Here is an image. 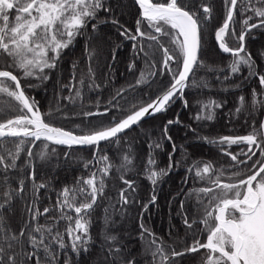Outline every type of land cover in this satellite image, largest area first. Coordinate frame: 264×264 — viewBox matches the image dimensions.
I'll return each instance as SVG.
<instances>
[{
	"label": "snow or ice",
	"instance_id": "obj_1",
	"mask_svg": "<svg viewBox=\"0 0 264 264\" xmlns=\"http://www.w3.org/2000/svg\"><path fill=\"white\" fill-rule=\"evenodd\" d=\"M135 4L139 16L135 20L134 32L115 16L111 17L110 22L116 26L121 37L133 42L136 58L143 54L145 68L140 70L134 84L117 89L108 103L111 107L120 108L119 101L129 91L143 85L151 87L158 72L167 73L171 77L170 83L149 102L132 104L122 118L117 120L113 117L107 125L101 122L90 124L85 129L77 125L80 134H76L49 122L47 118L55 117L60 111L59 107L55 112L50 110L42 113L36 101L26 94L22 77L35 78L41 83L47 81L48 72L58 67L64 50L81 36L85 38L87 58L89 61L96 59V48L92 46L89 27L95 33L100 24L108 23L109 20L102 19L99 13H111V6L107 0H0V61L6 65L0 68V210L7 207L11 211L16 197L25 198L26 180L32 181V199L25 209L29 218L23 220L18 231L11 228L7 217L0 211V264H57L60 251L67 247L65 237L71 242L74 253L88 251L92 239L91 215L101 198L111 199L106 193V178L113 168L121 173L119 179L126 186L118 191L116 203L120 209L115 211L120 212L130 203H138L130 195L136 191L134 181L125 179L133 162L132 157L125 153L121 163L114 165L106 153L100 154L101 142L119 143L120 134L138 125L143 118L167 111L168 106L178 98L183 100L187 87L208 86L198 84L192 78L197 68L207 67L201 59V53L205 27L212 17L211 4L205 0H200L199 4L195 0H135ZM224 6L223 23L215 30V41L220 51L230 54L232 58L228 66L231 74L240 72L244 66L248 69L249 77L258 78L260 91L252 90L251 115L264 108V73L255 71V61L245 41L253 29H264V0H224ZM238 9L244 16L239 34L231 28ZM254 19L256 22L250 23ZM145 24L148 31L145 30ZM228 36H232L239 46L231 47L227 42ZM163 38H167L173 46L171 49L165 46ZM118 47L112 50L113 60ZM160 51L163 59L158 67L153 58ZM260 56L264 58V51ZM72 69V80L63 86L71 95L63 99L75 103L82 97L83 86L96 90L101 85L95 83L91 66L78 81L75 76L77 62H73ZM128 70H135L134 62L128 65ZM17 73L22 74V77ZM77 83L81 88L76 86ZM34 86L29 84L27 87ZM99 104L97 100V108ZM184 106H188L187 100H184ZM220 107L222 105L214 100L202 103L196 119L211 121L215 109ZM244 111H248V102L241 96L235 114ZM109 112L110 108L105 107L103 112L83 111L82 115L88 118ZM179 122V119L168 120L164 125L163 136L169 141V125ZM202 139L220 146L221 152L232 161L227 167H215L211 161H196L187 169L189 175L183 181L185 185L189 180L194 184H206L181 193L185 199L195 197L197 212L202 213L191 223L185 215L184 224L189 229L196 223L202 224L204 227L200 231L207 233L206 242L197 237L190 245L176 251L171 245L166 246L161 238L141 223L140 237L147 241L146 254L151 256V264H175L176 257L197 254L203 249L202 264H264V120L260 121L259 128L253 127L247 135ZM37 142H40L39 151L34 150ZM50 145L67 146L68 149L74 146L93 148V159L85 161L84 167L88 169L93 163L102 166L90 171L87 177H78L74 184L63 186L57 193L55 204L41 211L37 206L39 194L49 185L36 183L32 160L33 157L47 160L56 154L57 149ZM233 145H247V149L241 148L239 152L232 153L229 149ZM151 147L160 148L161 144L154 142ZM172 151H176L174 144ZM23 153H26L23 164H18ZM64 155L70 157L71 152H65ZM169 161L167 169L148 170V179L152 184L168 175L171 168L180 165V161H173L172 153L169 154ZM148 162L155 165L151 155ZM13 171L18 172L20 177L16 188L11 186L10 173ZM25 172L27 175H24ZM193 172L194 177L191 175ZM155 201L156 196L153 195L149 203ZM147 208L148 204H144L143 209ZM183 208L184 200L181 201ZM53 210L57 212L56 216L49 215ZM104 211L103 264H136V258L119 241L118 235L110 231L116 223L112 214L108 208ZM70 212L75 215H70ZM41 217H46L50 222L39 223ZM60 221L66 222L63 232L57 227ZM166 247L172 248L171 252ZM64 264H70V261L65 259Z\"/></svg>",
	"mask_w": 264,
	"mask_h": 264
},
{
	"label": "trees",
	"instance_id": "obj_2",
	"mask_svg": "<svg viewBox=\"0 0 264 264\" xmlns=\"http://www.w3.org/2000/svg\"><path fill=\"white\" fill-rule=\"evenodd\" d=\"M155 2H166V0H155ZM195 2L199 4L200 0H195ZM205 2L211 4L213 8L212 17L207 21L205 27L201 53V59L207 67L197 68L192 79L198 84H207L208 86L187 87L183 93V100L176 99L168 106L167 111L144 119L138 125L120 134L119 143L101 142L100 154L106 153L114 165L118 166L121 163L125 153L132 157L133 162L129 166L130 171L125 174V179L134 181L136 191L130 195L138 203H130L120 212L115 211V209H120V205L116 203L118 191L126 186L119 179L121 173L113 168L110 176L106 178V193L111 199L101 198L91 215L90 235L92 239L88 246L89 250L79 254L74 253L71 249V242L65 237L67 247L60 251L57 264H64L65 259H68L70 264H103L105 244L102 230L105 208H108L112 219L116 221L110 231L118 235L119 241L136 258V264H151V256L146 254L147 241L140 237L141 223L161 238L166 246L171 245L176 251L190 245L197 237L202 242H206L207 233L200 231L204 227L202 224L196 223L191 229L184 224L185 215L191 223L202 214L197 212L195 197L185 199V196L181 194L182 191L187 193L190 188L201 185L200 182L194 184L192 180H189L187 185L183 183L185 176L189 175L187 169L196 161H211L215 167L221 165L227 167L231 164L230 157L221 152L220 146L209 144L202 138L216 139L220 136L249 134L253 127L259 128L264 108L249 114L252 90L260 91L258 78L249 77L248 69L244 66L241 67L240 72L231 74L228 66L232 58L230 54L221 52L215 42V30L223 23L225 15L224 0H205ZM107 4L111 6L112 12L101 11L99 16L102 19H108L109 22L100 24L95 33H92L89 27L92 46L96 48V59L89 61L87 58L85 38L81 36L68 49L64 50L58 67L48 72L49 79L47 81L41 83L35 78L24 79L22 74L17 73L22 77V86L25 87L26 94L36 101L42 113H47L50 110L55 112L59 107L60 111L56 113L55 117L47 118L49 122L66 130H72L76 134H80V130L76 128L77 125L81 129H85L90 124L103 122L107 125L113 117L117 120L122 118L127 114L126 110L130 109L132 104L147 103L156 97L168 86L171 79L167 73L160 74L158 72L157 76L153 78L154 82L151 83V87L143 85L135 88L134 91H129L124 99L119 101L120 108L109 105L108 102L117 89L135 83L140 70L145 68V58L143 54H140L139 58L135 57L132 48L133 42L121 37L116 26L110 22L111 17L115 16L121 24L134 32L138 11L133 0H107ZM243 19L244 16L238 9L234 17L235 22L231 24V28L235 29L237 34L242 30ZM252 22H256V20L250 21V23ZM144 27L146 31L149 30L146 24ZM163 42L170 49L173 47L168 43L167 38H163ZM227 42L233 48L239 46L232 36L227 37ZM245 44L255 61V71L264 73V58L260 56V53L264 51V29H253L246 36ZM117 46L119 47L115 53L116 58L113 60L112 50ZM145 47H147V43ZM153 59L159 67L163 59L162 51L157 52ZM73 62L78 63V69L75 72L76 81L81 79V74H86L88 67L91 66L95 73V83L101 85L99 89L89 90L86 85L81 88V85L77 83L76 86L81 88L82 97L75 103L63 99L71 95L63 86L68 85L72 80ZM133 62L135 70L129 72L128 65ZM151 62L149 61V63ZM5 66L4 62L0 61V68ZM225 77L228 78L225 79ZM29 84L35 86L27 87ZM241 96H244L248 102V111L236 115L235 109ZM97 100L100 101L99 108L96 107ZM184 100L188 102L187 107L184 106ZM209 100L220 103L222 107L215 109L213 120H197L196 116L200 112L201 104ZM105 107L110 108V112L106 115L88 118L82 115L83 111L103 112ZM65 116L67 118H64ZM174 117L180 122L169 125L168 135L171 137V141H169L163 136V129L167 121L174 120ZM154 142H159L161 147L150 148ZM39 144L40 142H37L35 151L40 150ZM173 144L176 147L174 153L172 151ZM50 147L57 149L56 154L47 160H40L37 157H33L32 160L36 183L44 182L49 185L39 194L37 206L41 211L44 207L51 208L55 204L57 193L63 186L74 184L78 177H87L90 171H96L102 166L93 163L88 169H85V161L93 159V148L73 147V149H68L67 146L55 145H50ZM245 147L247 145H233L229 151L236 153ZM65 152H71V156L65 157ZM170 153H172L173 161H180V165L171 168L168 175L161 177L156 184H152L148 179V170L167 169ZM150 155L155 160V165L149 164ZM24 156L26 153L22 154L18 164H23ZM32 170L28 169V171ZM24 175H27V172ZM10 176L12 177V188L18 187L19 173L13 171ZM31 189L32 181L26 180L25 198L16 197L12 202L11 211L7 207L0 210L7 217L11 228L16 231L22 226L23 220L29 218L25 209L32 199ZM153 195L156 196V201L149 203ZM182 200H184L183 210L181 209ZM144 204H148L147 210L143 209ZM69 214L75 215L74 212ZM49 215L56 216L57 212L53 210ZM46 222H50L46 217H41L39 220L41 224ZM65 226V221H60L57 224L61 232L64 231ZM166 250L171 252L172 248L166 247ZM204 251L201 249L197 254L176 257L175 264H202L201 255Z\"/></svg>",
	"mask_w": 264,
	"mask_h": 264
},
{
	"label": "water",
	"instance_id": "obj_3",
	"mask_svg": "<svg viewBox=\"0 0 264 264\" xmlns=\"http://www.w3.org/2000/svg\"><path fill=\"white\" fill-rule=\"evenodd\" d=\"M133 2H134V4H135V0H133ZM136 5V4H135ZM136 7H137V11H138V16H139V9H138V6L136 5ZM138 16H137V18H138ZM214 39H215V35H214ZM216 42V41H215ZM217 44V43H216ZM155 98V97H154ZM151 116H153V115H150V116H146L145 118H143L142 120H144V119H147V118H149V117H151ZM141 120V121H142ZM175 120H176V118H175ZM262 120H264V113L262 114V117H261V121ZM135 126V125H134ZM127 131V130H126ZM243 135H247V134H243ZM243 135H237V136H243ZM74 147H79V146H74ZM95 150V149H94Z\"/></svg>",
	"mask_w": 264,
	"mask_h": 264
},
{
	"label": "flooded vegetation",
	"instance_id": "obj_4",
	"mask_svg": "<svg viewBox=\"0 0 264 264\" xmlns=\"http://www.w3.org/2000/svg\"><path fill=\"white\" fill-rule=\"evenodd\" d=\"M192 175H193V177H194V173H193ZM200 183H201V185H200V186H196V187L206 186L205 182H200Z\"/></svg>",
	"mask_w": 264,
	"mask_h": 264
},
{
	"label": "rangeland",
	"instance_id": "obj_5",
	"mask_svg": "<svg viewBox=\"0 0 264 264\" xmlns=\"http://www.w3.org/2000/svg\"><path fill=\"white\" fill-rule=\"evenodd\" d=\"M180 109H181V108H180ZM175 116H176V115H175ZM174 120H175V117H174ZM245 149H247V147H245ZM193 173H194V172H193ZM193 173H192V174H193Z\"/></svg>",
	"mask_w": 264,
	"mask_h": 264
}]
</instances>
